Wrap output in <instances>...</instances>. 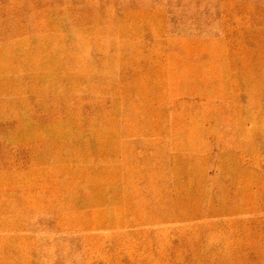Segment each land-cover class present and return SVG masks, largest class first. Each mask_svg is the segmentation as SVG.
I'll use <instances>...</instances> for the list:
<instances>
[{
    "label": "rangeland",
    "instance_id": "1",
    "mask_svg": "<svg viewBox=\"0 0 264 264\" xmlns=\"http://www.w3.org/2000/svg\"><path fill=\"white\" fill-rule=\"evenodd\" d=\"M0 264H264V0H0Z\"/></svg>",
    "mask_w": 264,
    "mask_h": 264
},
{
    "label": "bare ground",
    "instance_id": "2",
    "mask_svg": "<svg viewBox=\"0 0 264 264\" xmlns=\"http://www.w3.org/2000/svg\"><path fill=\"white\" fill-rule=\"evenodd\" d=\"M88 41H86L84 44H81V43H79L78 45H77V47L76 48H74V51L76 52V54H74V57L73 58H75L76 59V61L74 60V61H71L72 63H71V67H74L73 66V63H78L79 62V64L80 65H88V61H89V57H90V55H89V47L91 46V45H93V44H91V42L92 43H94V45H96V47L98 48V49H100L99 51L100 52H102V45L104 46V42L106 43V41H104V40H101L100 38H98V39H95L94 38V40H92V41H90L89 39H87ZM71 51H73V50H71ZM69 66H70V61H69ZM86 68H87V66H85ZM78 77H79V79H82V80H84L85 78H83L84 76H81V75H78ZM77 78V77H76ZM109 81V80H108ZM87 82V85H89L87 88L88 89H91V88H93L94 90H95V85H93L92 86V83H88V81H86ZM109 82H106L105 83V85L104 86H106L107 84H108ZM99 86H102V85H99ZM110 88V86H108V89ZM82 123V124H81ZM79 122V124L83 127V126H90L91 124V120H86V121H84V122ZM64 128L65 129H70L71 128V124H66V126H64ZM89 147H87L86 146V144L85 145H79L78 144V146L77 147H75V148H73L71 151H70V153H69V155H74V156H76V157H79V156H81L82 154H85V153H83V152H86L88 155L92 152V150L90 149L92 146H94L93 144H87ZM97 145L98 144H96V147H97Z\"/></svg>",
    "mask_w": 264,
    "mask_h": 264
}]
</instances>
